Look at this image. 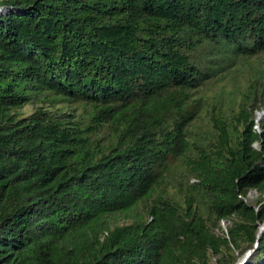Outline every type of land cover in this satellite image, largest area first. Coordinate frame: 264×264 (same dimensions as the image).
<instances>
[{"label": "trees", "instance_id": "obj_1", "mask_svg": "<svg viewBox=\"0 0 264 264\" xmlns=\"http://www.w3.org/2000/svg\"><path fill=\"white\" fill-rule=\"evenodd\" d=\"M0 264H264V69L191 153L192 94L264 51V0H0ZM85 105L87 122L51 108ZM41 103V104H37ZM37 104L29 115L19 109ZM66 115V118L62 117ZM111 128L107 139L99 131ZM208 144V143H207ZM257 145V146H256ZM195 181L138 213L170 163ZM186 189V190H185ZM259 198L247 201L250 191ZM119 216L134 217L119 224ZM236 218V219H234ZM224 219L227 232L217 234Z\"/></svg>", "mask_w": 264, "mask_h": 264}, {"label": "rangeland", "instance_id": "obj_2", "mask_svg": "<svg viewBox=\"0 0 264 264\" xmlns=\"http://www.w3.org/2000/svg\"><path fill=\"white\" fill-rule=\"evenodd\" d=\"M0 10H6L0 7ZM221 54H217L213 57L214 61L220 63L222 68L217 75L206 82L203 86L199 87L192 94V98L199 100V115L189 125V140L193 144L191 149L192 155L196 156L199 153V148L204 146L209 148L210 142L218 139V128L213 117L223 120L227 124L228 128H232L234 118L233 115L239 109V103L243 98L251 80L255 79L261 71L264 69V51L248 57L237 59H225ZM54 105L51 108L61 111L69 112L74 120L80 122H87V114L85 112V105L78 102H69L67 100H59L52 102ZM41 104V103H37ZM37 104H26L19 109L21 115H29L34 110ZM262 114V117L260 115ZM63 118L67 116L62 114ZM256 128L261 130L260 123L264 121V108L258 110L255 114ZM68 118V117H67ZM111 128L109 126L103 127L99 133L97 139H107L110 137ZM208 143V144H207ZM257 146V145H256ZM188 163L186 158H178L176 161L170 163L168 170L163 174L162 181L155 188L153 194L139 203L138 213L144 218H147L146 207L149 203L155 201L161 195L174 196L179 199H183L184 188L195 181V178L191 176L189 170H187ZM185 189V190H186ZM259 193L256 190L249 192L247 201L250 204H254L259 198ZM134 217L119 216L117 222L121 225L126 222H131ZM236 219V218H234ZM233 224V219H224L220 222V227L214 229L217 234L227 232V229ZM264 232V230L262 231ZM261 232V234H262ZM260 234V235H261ZM251 252L247 257V262L253 261L258 257V250L255 242L249 240L243 242L239 250L235 251L236 255H239V259L243 258L247 253ZM263 260V257H260ZM217 256L211 258V264H217Z\"/></svg>", "mask_w": 264, "mask_h": 264}, {"label": "water", "instance_id": "obj_3", "mask_svg": "<svg viewBox=\"0 0 264 264\" xmlns=\"http://www.w3.org/2000/svg\"><path fill=\"white\" fill-rule=\"evenodd\" d=\"M6 9V11L9 9V8H5ZM264 230V222L259 226V228H258V234H257V237L259 238V236H260V233L262 232ZM250 251H249V253H247L243 258H238V260L235 262V263H233V264H245V262H246V260H247V257L250 255Z\"/></svg>", "mask_w": 264, "mask_h": 264}, {"label": "bare ground", "instance_id": "obj_4", "mask_svg": "<svg viewBox=\"0 0 264 264\" xmlns=\"http://www.w3.org/2000/svg\"><path fill=\"white\" fill-rule=\"evenodd\" d=\"M260 117H262V114L260 115ZM261 234V233H260Z\"/></svg>", "mask_w": 264, "mask_h": 264}]
</instances>
